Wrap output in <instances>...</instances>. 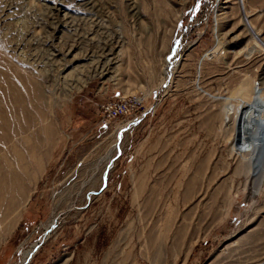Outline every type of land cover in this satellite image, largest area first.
<instances>
[{
	"label": "rangeland",
	"instance_id": "1",
	"mask_svg": "<svg viewBox=\"0 0 264 264\" xmlns=\"http://www.w3.org/2000/svg\"><path fill=\"white\" fill-rule=\"evenodd\" d=\"M246 77L264 0H0V264L55 220L28 264H264L262 124L246 144L224 112Z\"/></svg>",
	"mask_w": 264,
	"mask_h": 264
},
{
	"label": "bare ground",
	"instance_id": "2",
	"mask_svg": "<svg viewBox=\"0 0 264 264\" xmlns=\"http://www.w3.org/2000/svg\"><path fill=\"white\" fill-rule=\"evenodd\" d=\"M217 29V27H216ZM223 44L220 41V38L217 39V45L211 50L209 53H207L203 57V61L205 60H212L216 56H218ZM178 56V53L176 54ZM177 59V58H176ZM201 63H203L201 61ZM257 82V81H256ZM251 77H246L245 79L242 80L241 86L239 89L235 92L233 98H227L226 99V108L224 109V112L226 113V119L225 122L226 124H231L233 125L234 123L236 124V129L237 126L239 125L240 129L245 128L244 135L241 133V138L242 141L244 139H248V127L252 129V131L257 130V124L261 123L262 124V130L259 131V134L261 135V139L264 137V133L262 131L264 130V86H260L256 83ZM139 101L140 99L137 98ZM138 119V118H137ZM140 120V119H138ZM137 121H134L132 123H128L126 126L122 127L120 129L119 137L118 139H122V133L127 130L128 128L134 126L135 124L138 123ZM247 120V121H246ZM253 122V123H252ZM249 124V125H248ZM256 132V131H255ZM257 133V135H259ZM259 135V136H260ZM237 137V142H240V134L238 132ZM246 141V140H244ZM252 141V140H251ZM120 142H117L115 146H113L106 154V156L103 158L102 163H105L106 168L104 174L107 175L108 171L112 168L113 166V154L115 151L120 148ZM248 143V140L246 141V144ZM254 144V142H252ZM249 144V143H248ZM255 150H254V155L257 157L258 150L261 149L260 145L257 143V140H255ZM260 163L257 161V158L254 160L255 169L257 171H261L264 168V161H262V157L258 156ZM260 164V165H259ZM100 166V164H99ZM253 170V168H252ZM251 170V171H252ZM99 169L96 170L95 174L99 173ZM36 174V173H35ZM36 179V178H35ZM31 180V179H30ZM23 190V189H22ZM23 195L25 194V191L23 190ZM31 194L26 198L24 205L22 206V210L27 204ZM13 211V210H12ZM23 212V211H22ZM21 212V213H22ZM21 213L19 214L18 211L15 209L12 212V218L10 219L9 225H6V233L8 234L14 227L15 224L17 223ZM5 216V215H4ZM8 224V223H7ZM56 225V220L53 221L48 227L46 233L42 236V238L37 242L36 244L34 243L31 247L30 250L27 251H22V260L20 264H28L31 259L34 257V255L38 252L39 248L41 245L47 240L49 237V234L51 231L54 229ZM124 263V262H123Z\"/></svg>",
	"mask_w": 264,
	"mask_h": 264
},
{
	"label": "built area",
	"instance_id": "3",
	"mask_svg": "<svg viewBox=\"0 0 264 264\" xmlns=\"http://www.w3.org/2000/svg\"><path fill=\"white\" fill-rule=\"evenodd\" d=\"M140 105L136 97L123 96L116 101L102 104L101 114L107 123L119 118H135Z\"/></svg>",
	"mask_w": 264,
	"mask_h": 264
},
{
	"label": "crops",
	"instance_id": "4",
	"mask_svg": "<svg viewBox=\"0 0 264 264\" xmlns=\"http://www.w3.org/2000/svg\"><path fill=\"white\" fill-rule=\"evenodd\" d=\"M223 100V99H222Z\"/></svg>",
	"mask_w": 264,
	"mask_h": 264
}]
</instances>
